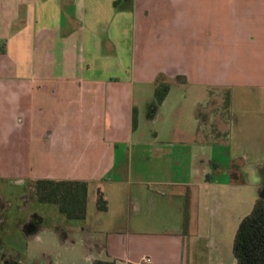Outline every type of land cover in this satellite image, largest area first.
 <instances>
[{
    "label": "crops",
    "instance_id": "0c3cea01",
    "mask_svg": "<svg viewBox=\"0 0 264 264\" xmlns=\"http://www.w3.org/2000/svg\"><path fill=\"white\" fill-rule=\"evenodd\" d=\"M193 88L219 91L194 98L189 127L172 125L174 90ZM139 100L166 121L153 140ZM36 179L87 181V214L31 206L36 231L16 220L28 261L237 264L238 226L264 192V0H0V184ZM99 190L108 209L92 218Z\"/></svg>",
    "mask_w": 264,
    "mask_h": 264
},
{
    "label": "trees",
    "instance_id": "16d2710c",
    "mask_svg": "<svg viewBox=\"0 0 264 264\" xmlns=\"http://www.w3.org/2000/svg\"><path fill=\"white\" fill-rule=\"evenodd\" d=\"M169 84L157 90L156 102L165 98ZM136 122V117L134 118ZM34 193L41 202H51L69 219H84L87 214L88 182L70 179H38L34 182ZM97 206L108 209V201L98 191ZM233 252L237 264H264V192L256 200L250 213L244 216L238 226ZM93 264H115L114 261L97 259Z\"/></svg>",
    "mask_w": 264,
    "mask_h": 264
},
{
    "label": "rangeland",
    "instance_id": "374dc122",
    "mask_svg": "<svg viewBox=\"0 0 264 264\" xmlns=\"http://www.w3.org/2000/svg\"><path fill=\"white\" fill-rule=\"evenodd\" d=\"M218 91L219 90H213L212 92L213 93L214 92L217 93ZM194 93H195V95L193 96ZM208 93H210V92L209 91H203L200 88H193V89H190V90H186V97L184 99H182V97L180 96L181 94L178 91H176V89H175L174 92H173V95L175 96V100H176L177 97H179L180 100L182 101V104L180 102H179V104H180V107L183 108V116L184 117L181 118V116H180V118H178V117L173 118L174 120L171 121V124L173 123L174 125L187 126V127H189L191 124H193L189 120V117H190L191 113L193 112V111H191L189 105L191 104V102L194 100V98L196 96H198V98H200V99L202 98V100L203 99L206 100L208 98V96H210V95L213 94V93H211L209 95ZM221 93H222V97H223L222 100H221V104H220L221 109H222V116H221V120L222 121H221V124L223 125V129L228 130L229 122H230V115H229L230 114V112H229V110H230L229 109L230 108L229 107L230 98H229V94H228V91L227 90H222ZM252 94H253V96H255L254 95L255 94V91H253ZM138 103L140 105V111L138 113V120H139L138 121V124H139L138 125V129L142 132L143 135H145V139H152L153 140L154 139V131L157 130V129L158 130L164 129V124H165L166 121L163 118H161V119L159 118L155 122L149 120L148 119V115H149V109H150V106L151 105L150 104L144 105L143 102H141L140 100H139ZM162 138L163 139L165 138V135L164 134H163V137ZM159 141L162 142L163 140H159ZM178 157L184 158L185 157V154H180V153L175 152L174 155H170V154L169 155H165V157L162 160L164 162H171L172 159L176 160V158H178ZM134 160L135 161H138V160H141V158H139L138 154H134ZM147 160H148L147 158H145L144 160L142 159V161H144V162L147 161ZM173 171L176 174L177 173H182V172L184 173V170H182L181 168H179V169H176L175 168ZM249 171L251 173V178L252 179H256L255 178V176H256V174H255L256 172L255 171L256 170L255 169H251ZM212 174L213 173H211V175ZM11 189L17 190V187L16 186L13 187V186L8 185V184H5V183L0 184V190L2 192H4V193L7 192L8 190H11ZM93 193H91L92 195H91V200H90V204H89V210H91L92 218H98L99 217L98 214L100 216H102L101 214H102V211L103 210L99 211L98 209H95V197H94L95 194H93ZM13 203L16 204V205L19 204V202L18 201L16 202L15 200H13ZM33 206L34 205L32 204V207ZM194 209L192 211L191 218H193V220L195 221V219H197V217H198V214H195ZM28 211H30V210L29 209L28 210H25V211L13 210L12 212H10V216L12 215V220L10 219V217H8L7 218V221L4 223V226H6L5 229L8 228V227H12L14 229V231H13V235L14 236H12L14 238L12 239L11 238V235L9 233L6 234V236H5V239H6L5 240V242H6L5 243V246L7 247V249L9 248V243H13L14 242V246H12V247H14L15 249L17 248L21 252L24 250V248H25L24 247V240L21 237L20 231H18V227H16V220L18 222L19 220L24 219L25 218V215L28 213ZM133 215H134L133 214V211H131V210L128 209L125 218L126 219L128 218L130 220ZM16 216H17V218H16ZM164 216H165V212H163V217ZM168 217H170V214H168ZM205 219H208V218L205 217ZM12 221H14V224L13 225H12V223H13ZM61 251L64 252L65 250L61 249ZM64 254L66 255L65 252H64ZM62 264H66V263L63 262Z\"/></svg>",
    "mask_w": 264,
    "mask_h": 264
},
{
    "label": "flooded vegetation",
    "instance_id": "af4514ba",
    "mask_svg": "<svg viewBox=\"0 0 264 264\" xmlns=\"http://www.w3.org/2000/svg\"><path fill=\"white\" fill-rule=\"evenodd\" d=\"M36 180L29 181L23 187L16 186L17 190L11 189L5 193L0 190V222L4 221L13 210L25 211L29 209L30 211H28V213L25 215L27 216V233L29 234L31 231H36L39 228V226L43 223V218L38 213V211L31 206L32 204L35 206V204L51 202H41L36 198V195L34 193V182ZM13 200H15L16 202L18 201L19 204H14ZM21 253L22 252L20 250H17V248L7 249L5 243L0 240V264H40V262L42 261L36 259L28 261L25 257L22 256Z\"/></svg>",
    "mask_w": 264,
    "mask_h": 264
},
{
    "label": "built area",
    "instance_id": "2783aa9c",
    "mask_svg": "<svg viewBox=\"0 0 264 264\" xmlns=\"http://www.w3.org/2000/svg\"><path fill=\"white\" fill-rule=\"evenodd\" d=\"M145 261H146V262H149V261H150V259H149V258H145Z\"/></svg>",
    "mask_w": 264,
    "mask_h": 264
}]
</instances>
